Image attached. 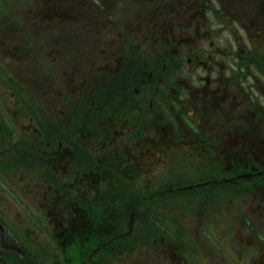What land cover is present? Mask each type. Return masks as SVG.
I'll return each instance as SVG.
<instances>
[{"label": "rangeland", "instance_id": "1", "mask_svg": "<svg viewBox=\"0 0 264 264\" xmlns=\"http://www.w3.org/2000/svg\"><path fill=\"white\" fill-rule=\"evenodd\" d=\"M181 1L186 4L183 8L179 0H0V264L3 259L16 264H66L67 260L61 256L89 255L79 245L93 246L106 241H94L93 236L86 243L84 234L78 230L80 214L89 216L93 208L96 210L93 205L89 210L87 202L94 193L91 189L97 188H104L108 196L115 191L118 197L112 207L104 209L105 216H97L93 211L87 217L99 227L106 220L108 229L115 230L108 237L111 241L106 243L110 246L107 248L110 259L103 264H121L113 246L118 243L126 248L138 245L133 264H264V259L258 256L264 250L262 246L244 247L241 241L236 242L241 239L239 226L243 224V216L231 208L237 206L230 196L222 193L204 201L203 214L206 211L212 214L200 216L202 207L197 208L195 201L188 204L184 192L173 190L176 193L172 195L166 191L175 187L182 189L192 181V171L185 168L187 157L179 155L181 152L170 151L166 162L150 160L140 165L131 163L134 167L130 168H109L100 161L105 158L96 156L94 149L86 145L80 126L77 127L78 122H87L82 114L88 105L89 88L76 96L70 95L69 79L80 84L108 57L113 64L123 56L127 59V49L137 65L131 74H136L139 68L143 75L142 83L132 76L121 86L124 99L134 97V88L142 91L140 85L144 86L149 79L144 75L153 67L149 63L151 56H147L148 35L156 29L170 32L169 28L178 24V32L191 36V30L184 29L183 25L185 16L195 10L193 2L210 4V14L208 10L205 17L209 19L215 14L224 25L210 35L216 37L215 47L227 52L221 57L223 71L215 67L211 74L222 73L231 79L236 92L246 91L255 103L264 107V26L263 32H258L264 21V8L260 0ZM72 5L81 7L87 16L75 17L69 9ZM155 5L158 7L154 8ZM58 7H61L59 18L42 20L47 8L56 16ZM249 22H254V27ZM252 32L263 33L262 38L253 41L249 35ZM201 41L199 45L205 46L204 40ZM161 45L159 41L157 49ZM214 58L218 59L219 54L214 53ZM162 73L159 68L157 75ZM199 74L204 77L203 71ZM256 80L259 87L255 86ZM161 86L156 97L160 111L168 106L167 102L175 103L176 92L174 86ZM103 95H97V104L104 105ZM110 108H115L116 115L120 104L100 108L95 114V123L109 124ZM157 121L159 126L166 123L172 127L170 114L167 118L164 116L161 124ZM87 126L92 128L90 122ZM94 129L103 131L104 126L94 125ZM43 130L46 132L41 135ZM120 142L118 138L113 145H121ZM128 142L132 141H126V146ZM59 143L62 147L58 150ZM181 145L185 153L186 147ZM109 154H116L114 148H109ZM197 155L194 154L193 160H198ZM168 173L171 177L162 178ZM216 200L224 202L209 204ZM247 216L248 221L252 219L246 226L249 228L257 221L258 214L247 213ZM261 216L256 229L263 232L264 210ZM185 224L197 231L200 225L205 226L202 234L218 231L221 243L218 247L209 246L204 234V238L200 237L202 242L205 239L203 246L197 247L191 242L175 246L173 236L187 234L182 229ZM70 235H76V241L64 245V239ZM59 241L63 243L60 245ZM187 255L193 259H187ZM68 261L74 262V259Z\"/></svg>", "mask_w": 264, "mask_h": 264}, {"label": "flooded vegetation", "instance_id": "2", "mask_svg": "<svg viewBox=\"0 0 264 264\" xmlns=\"http://www.w3.org/2000/svg\"><path fill=\"white\" fill-rule=\"evenodd\" d=\"M215 1L220 3L219 0ZM181 2L179 0L181 7H185L186 4L184 5ZM191 4L195 7V10L189 16H185L183 25L184 29L191 30V36L186 33L182 35L183 32H178L177 30L180 28L178 24L174 28H169L170 32L156 29L148 35L150 49L147 56L152 58L153 55L152 60L149 59V63L151 61L153 67H150L151 71L144 76H148L150 80L154 78V80L146 79L144 86L140 85L142 89L140 92L143 94L137 88H134V97L128 99L125 97L124 99L122 95L121 86L126 81H130L133 76V80H139L142 83L141 77H143L139 68L136 74H131V71L136 69L137 65L133 59H130L131 55L127 49V59H125L126 56H123V59H118L113 64L109 62L108 57L105 60L106 62L103 61L102 65L93 71L91 77H84L80 84H76L72 79H69L71 80L70 95L76 96L81 93L82 89L89 88L88 105L84 114L79 113L83 117H87V122L86 124L78 122L77 127L80 126L79 130L84 141L87 142L86 145L94 149L96 156L105 158V160L100 159V161L105 162L109 168H130L134 167L130 165L131 163L135 162V165H140L141 163H148L150 160L155 163L164 160L166 162L170 156L168 155L170 151L174 154L176 151L181 152L179 155L187 157L185 168L192 171V181L187 182V185L182 189L175 187L166 189V191L172 195L176 192H184L188 204H194L195 201L197 208L202 207V210L199 211L200 216L212 214V212L207 213L208 211L203 214L202 211L206 207L204 201L217 198L222 193L230 196L237 206L231 208L243 216V224L239 226L241 239L236 240V242L241 241L244 247L258 245L264 248V231L260 232L256 229V224L262 220L261 211L264 210V131H262L264 107L261 103H255L246 91V93L244 90L236 92L237 90L230 83L231 79L225 77L222 73L211 74L215 67L223 71L221 57L227 52L226 50L222 51L220 47H215L216 37H210L212 31L220 30L223 25L215 14L209 19L205 17L206 12L211 8L210 4L194 2ZM95 6L97 7V5ZM261 6L263 9L264 4H261ZM156 7L158 5L154 6V8ZM69 9L74 12L75 17L87 16L81 10V7L77 5H72ZM60 10L61 7L56 9L55 16L47 8L45 10L47 15L45 14L42 20L49 21L48 18L50 17H52L50 19L56 20V18H59L58 13ZM208 12L210 13V10ZM260 19L262 20L263 17H260ZM162 22L163 18L161 19ZM250 24L254 27V22H249ZM263 26L264 21L260 26L261 30L258 32H263ZM115 28H118V25ZM249 35H252V40L255 41L257 38L261 39L263 33L255 34L252 32ZM201 40H204L205 46L199 45V42H202ZM159 41L162 44L161 49H157L159 48ZM134 49H137V47ZM207 53L209 55L203 57ZM214 53L219 54L218 59L214 58ZM205 58L207 59L204 60ZM108 62L111 64L110 66L107 65ZM159 68L163 72L160 76L157 75ZM200 71H203L204 77L199 74ZM244 75L241 78H244ZM168 81L174 83L171 85L167 83ZM190 84L193 86H190ZM160 85H162L161 87L174 86L176 90L175 98H173L175 103L167 102L168 106L163 107L162 111L159 110L158 101L156 100ZM255 86H260L258 80L255 81ZM255 86L252 87L255 88ZM99 93L104 94L102 99L105 106L97 104L99 103L97 102ZM160 100L164 101L161 97ZM115 103L120 104V109L116 111V115L115 108L109 109L112 112L109 115L110 117L108 116L110 123L107 124L104 121L95 123L96 112L102 107H108ZM102 111L107 112L104 108ZM168 114L173 119L171 128V125L161 124L164 121V116L167 118ZM112 115L115 116L111 117ZM158 119L160 120V126L158 125ZM88 122L92 125L91 129L87 126ZM169 123L171 124V122ZM94 125L104 126L103 131L95 130ZM120 127H123V129H120ZM44 132L46 131L43 130L41 135ZM118 138L121 140V145H113V141ZM126 141L132 142H128L129 145L126 146ZM181 144L186 147L185 153ZM57 147L58 150L61 149V143ZM110 147L114 148L116 154L110 156ZM173 148L174 150H172ZM196 153L198 154V160H193ZM169 174L162 178L167 180L171 177V173ZM104 190V188L91 189L94 193H91L92 197L87 202L90 207L89 210L92 209V205L95 206V199L101 200L102 203L96 210H93V208L89 216L93 211L98 213L97 216H105L106 211L104 209L110 207L111 200L118 198L115 191H113L112 196H108V193ZM223 202L224 200H216L209 204L221 205ZM247 213L249 216L250 214H258L257 221L249 228L246 226L250 224L252 219L248 221ZM184 215H186L185 211ZM80 216L81 227L78 230L84 234L86 243L93 236L94 241H97V239L99 241L106 239V241L103 243L98 242L93 246L78 244L79 249L83 252V248H86L89 255L84 257L61 256V259H66V262H68L66 264H103V261L107 262L106 259H110L107 248H110V246L106 243L111 241V238L108 237L115 230L108 229L109 223L107 221H104L103 227H99L90 218L87 220L89 216L84 213H81ZM204 220L205 217L200 218L198 225ZM201 226L198 231L193 229V226L191 228L188 225L182 226L187 234L181 232V234L176 235L173 233L175 243L179 245L191 242L194 246H203L205 245V239L202 242L200 237L203 235L204 238V234H206L208 245L218 247V244L221 243L218 231H209V233L202 234ZM262 226L264 227V223ZM66 237L64 245L76 241V235H74L75 238L73 235ZM117 237L118 235H116ZM60 243L63 242L59 241ZM113 246L116 247L115 252L119 255L116 258L122 261L121 264H133L132 258L135 257V250L139 248L138 245L133 247L128 244V247L132 246V248H126L125 245L118 243V245L113 244ZM186 246L189 247L187 243ZM263 253L264 250L258 253L261 259H264ZM83 258L86 259V262H80ZM68 259H74V262H69Z\"/></svg>", "mask_w": 264, "mask_h": 264}, {"label": "bare ground", "instance_id": "3", "mask_svg": "<svg viewBox=\"0 0 264 264\" xmlns=\"http://www.w3.org/2000/svg\"><path fill=\"white\" fill-rule=\"evenodd\" d=\"M130 225H131V222L128 223V226H130ZM185 225H188V224H185ZM182 226H184V225H182ZM204 228H205V226L202 225L201 230H204ZM206 233H209V231ZM175 246H179V245L175 243ZM171 247H174V246H171ZM177 251H178V249H177ZM187 259H188V257H187Z\"/></svg>", "mask_w": 264, "mask_h": 264}]
</instances>
